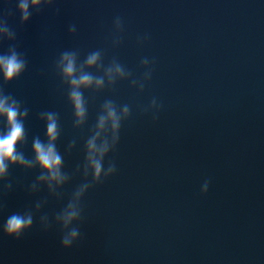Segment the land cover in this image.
<instances>
[{"label": "clouds", "instance_id": "1", "mask_svg": "<svg viewBox=\"0 0 264 264\" xmlns=\"http://www.w3.org/2000/svg\"><path fill=\"white\" fill-rule=\"evenodd\" d=\"M38 0H33L37 3ZM28 0H19L18 10L21 14L22 20H27L29 13ZM7 30V29H5ZM74 30V28L72 29ZM100 51H94L87 55L80 68H77V53L75 51H65L61 54V62L63 63V75L70 83L71 90L68 97L73 108L74 116L77 118V123H83L87 115L86 100L81 89H87L94 84L100 87L104 84L102 76H95L89 71H83V65L88 67L98 66L100 59ZM147 63V60L142 61ZM26 61L19 59L18 55L13 52L11 55H0V71H2L3 79L6 83L14 81L25 70ZM115 70L123 74L124 69L120 65H116ZM107 72H111L109 67ZM152 104H156L153 100ZM104 107L107 108V117L99 116L96 125L97 129H103L106 119H111L112 124V145L107 141L103 145H97L96 139L100 135L97 130L95 135L87 140L86 160L90 163L93 178L99 182L102 180L101 174L105 177L115 172V165L110 163L107 169L104 168V159L108 153L113 150L119 140V132L122 124V117L117 113L114 103L109 100L106 101ZM123 111L130 115V109L127 105L124 106ZM28 108L21 107V103L11 95H6L0 90V119L6 121V130L0 133V181L8 177L9 168L19 166L21 168H34L37 165L40 168V174L37 177L40 181H55L63 183L68 177L62 172L63 157L57 149V140L60 136L59 130V114L52 111L42 112L40 117L44 119L46 124V139L41 140L38 136L32 140L33 158H27L24 153L18 150L19 146L27 143V133L25 129V119L28 117ZM89 184H83L75 193L76 196L89 188ZM10 189L11 184H7ZM35 187V185H33ZM204 191L208 190V181L204 183ZM39 207V205H37ZM72 205H69L71 208ZM79 213L76 211H67L62 214L64 224L67 226L74 219L78 217ZM33 225V216L31 212L28 213H12L9 215L3 225V231L8 237L19 239L21 235ZM80 236L79 229L72 228L67 234L61 238V245L65 249L71 248L74 242Z\"/></svg>", "mask_w": 264, "mask_h": 264}]
</instances>
